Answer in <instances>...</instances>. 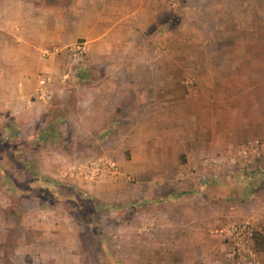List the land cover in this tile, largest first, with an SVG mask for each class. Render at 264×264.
Masks as SVG:
<instances>
[{
	"label": "rangeland",
	"instance_id": "1",
	"mask_svg": "<svg viewBox=\"0 0 264 264\" xmlns=\"http://www.w3.org/2000/svg\"><path fill=\"white\" fill-rule=\"evenodd\" d=\"M168 2L156 4L154 54L147 45L136 55V67L106 69L115 80L103 86L111 89L108 110L124 93L140 95L139 106L131 115L130 102L124 100L127 112L118 117L121 130L98 134L92 131L94 117L82 122L86 100L81 66L69 83L78 90L77 110L69 113L60 108L61 102H51L48 114H27L23 126L16 124L21 130L12 132L7 131L14 124L0 115V181L5 178L12 190L0 182V204L6 209L0 220L8 221L9 226L5 233L0 231V237L7 236L9 253L21 243L10 264H40L34 257L40 253L37 247L42 248L40 254L52 257V264H169L170 253L187 251V245L173 247L168 239L179 231L186 233L180 227H185L186 211L193 205L189 199L196 191L195 176L209 181L210 171L224 194L239 193L245 186L256 188L258 204L250 206L246 215L254 232L264 230L260 226L264 166L241 168L233 162L241 143L264 139V0ZM66 63L67 58L58 67L59 74ZM106 70L97 74H106ZM212 77L219 81L215 88L221 95L219 102L213 101L220 113L215 118L224 125L236 116L250 120L243 127L251 133L214 153L206 151L198 163L190 164L191 169L187 163V175L195 176L184 178L179 164L185 165L187 159L178 142L182 137L197 136L188 130L210 118L200 115L201 97L195 95L202 87L209 89L211 83L206 82ZM238 77H245V85L252 88L240 93L241 88L240 97L228 99L227 88L238 83ZM163 92L172 94L174 106L170 109H148L150 100L141 99L147 94L160 97ZM203 102L211 106V101ZM184 105L185 112L179 109ZM131 123L137 125V131L128 130ZM6 126L9 129L4 131ZM88 138L100 142L85 147L83 140ZM162 154L167 158L164 169L157 164ZM148 155L152 156L149 163ZM98 161L113 164L115 173L96 174L92 165ZM205 184L208 190L211 181ZM173 190L180 192L173 195L176 198L184 191L182 200H188L182 207L166 203L167 193Z\"/></svg>",
	"mask_w": 264,
	"mask_h": 264
},
{
	"label": "crops",
	"instance_id": "2",
	"mask_svg": "<svg viewBox=\"0 0 264 264\" xmlns=\"http://www.w3.org/2000/svg\"><path fill=\"white\" fill-rule=\"evenodd\" d=\"M168 1L0 0V53H2L0 57V115H3L2 117L5 119L8 118L9 124H14L17 127L15 131H20L21 127L18 128L16 124L23 126L22 120L26 119L27 114L34 117H39V114L42 115L44 112L48 114L51 103L34 100L41 87V74L49 72L57 78L58 67L67 58L66 47L78 41H85L88 44V50L80 64L83 67L82 90L86 100V108L81 115L82 122L86 123V117H94L92 131H96L98 134L106 130L108 132L121 130L122 125L118 117L124 116V113L127 112L124 100L130 102L131 112L129 114L131 115L134 114L133 109L139 106L140 95L137 92L124 93L116 98L118 102L113 103L112 108L108 110V92L111 89L103 86H110L115 83V80L110 78L107 70L117 67H136L138 65L136 55L140 51H144V48L146 50L147 45L151 46L150 49L154 54L152 46L153 35H155L154 22L156 14L159 12L156 4L168 5ZM56 49L61 51L58 56L43 57L44 51ZM148 49L149 47H147ZM153 62L150 66L154 65ZM100 68L107 69L104 72L106 74H97V71L103 70ZM244 78L238 77L239 82L231 83L233 85L227 88L230 93V95L227 93L228 99L240 97V93H246L252 88L250 84L245 85ZM57 81L51 87V90L55 92L52 103L61 102L60 108L69 110V113L72 112V109L77 110L80 103L77 97V88H70V82L66 86H61ZM206 83H211L209 89L206 90L202 87L201 92H197L198 94L195 96L201 97L198 102L201 108L200 115L210 116V118L202 119L201 124H196L191 130H188V132L196 133L197 136L182 137L178 142V145L183 146L181 152L185 153L187 159L185 165L180 163L179 158L177 160L183 167L179 170L184 171L180 173L184 178L195 176L191 172L189 176L187 175L191 169L190 164L198 163V159L203 154L210 151L214 153L219 147L231 146L250 136L251 133L249 128L243 127L245 123L250 125L252 122L250 120L236 116V119H232V122L224 125L222 121L215 118L220 114L215 109L216 106H213V101L219 102V96L221 97L220 91L215 88L219 81L214 82L212 77ZM241 88L243 92L238 93ZM157 96V94H147L146 97L143 95L141 99L150 100L147 105L148 109L162 108L165 110L174 106V103L171 104V93L163 92L159 94L160 97ZM180 97L182 98V96ZM203 101H211V106ZM179 109H183L182 111L185 112L186 106ZM108 115L112 118L105 120L104 116ZM216 119L219 121L218 123ZM134 126L131 123L128 130L137 131V125ZM8 129L6 126L4 131ZM12 131L11 128L7 132ZM200 132L203 133L202 136L197 134ZM89 139L83 140V146L90 147L92 143L100 142V140L91 141ZM86 141L88 142L86 143ZM152 142L154 143V140ZM163 143L166 149L165 140ZM151 157L147 156V163ZM166 163V156L159 155L157 164H162L164 169ZM187 163L190 165L189 169L184 168L187 167ZM209 174L206 176L209 181L203 176H195L196 191L191 194L189 199L193 205L186 211V215H188L186 221L180 222L185 223V227L179 226L180 230L184 228L186 233L182 234L179 231V235L169 236L168 239V243L173 247L174 245L180 247L187 245V251L179 255L170 253V257H172H169V264H171V260L174 261L173 264H243L229 255V247L221 236L222 229L218 230L220 227L225 228L231 223L249 218L246 215L247 209L250 206L253 208L259 201L258 194L255 192L257 190L252 186H245L239 193L224 194L223 186L216 183V177L212 176L213 172L210 171ZM205 181H211V187H208V190ZM0 182L3 186L4 183ZM5 189L8 190L6 187ZM177 192V190L169 191L166 203L170 206L182 207L188 199L182 200L184 191L178 198L173 197ZM4 207V204H0V213L6 210L3 209ZM7 223L8 221L0 220L1 232L5 233L9 228ZM260 231L264 237V230ZM5 244L9 247L8 238L3 234L0 237V264H10L11 258L15 259L14 256L19 252L17 249H20L21 243L18 242L10 253L6 250L8 247L5 248ZM171 247L169 246V248ZM36 250L41 253L42 248L37 247ZM255 252L253 264H264V250H255ZM40 253L34 256L36 257L35 261L40 264H43L42 262L53 263L51 256ZM21 258L18 257V260ZM20 263L25 264L26 261Z\"/></svg>",
	"mask_w": 264,
	"mask_h": 264
},
{
	"label": "built area",
	"instance_id": "3",
	"mask_svg": "<svg viewBox=\"0 0 264 264\" xmlns=\"http://www.w3.org/2000/svg\"><path fill=\"white\" fill-rule=\"evenodd\" d=\"M88 50V44L85 41L75 42L65 49L67 63L64 71L58 74L56 78L52 73H42L40 76L41 87L34 97L37 102L51 103L55 92L51 87L58 80L61 86H66L73 79L76 70L82 63ZM61 53L59 49L53 51H44L43 57H56ZM57 81V82H58ZM233 162L241 168L264 166V139L248 140L241 143L235 150ZM93 168L98 173L109 172L114 174V165L94 162ZM260 226L264 227V214L260 219ZM254 225L248 219L237 221L227 225L221 231V236L229 247V255L243 264H253L255 262V250L253 244Z\"/></svg>",
	"mask_w": 264,
	"mask_h": 264
},
{
	"label": "trees",
	"instance_id": "4",
	"mask_svg": "<svg viewBox=\"0 0 264 264\" xmlns=\"http://www.w3.org/2000/svg\"><path fill=\"white\" fill-rule=\"evenodd\" d=\"M11 125V124H10ZM12 129L13 131L15 129H17L16 126L12 125ZM3 183H4V186L8 189V191H12L11 188L9 187V185L5 182V178H3ZM252 240H253V243H254V248L256 251H262L264 250V237L261 233L260 230H256L254 233H253V237H252Z\"/></svg>",
	"mask_w": 264,
	"mask_h": 264
}]
</instances>
